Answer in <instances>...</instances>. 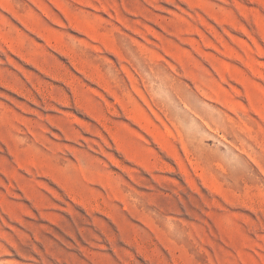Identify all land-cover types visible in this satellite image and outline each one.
Listing matches in <instances>:
<instances>
[{"label":"rangeland","instance_id":"374dc122","mask_svg":"<svg viewBox=\"0 0 264 264\" xmlns=\"http://www.w3.org/2000/svg\"><path fill=\"white\" fill-rule=\"evenodd\" d=\"M0 264H264V0H0Z\"/></svg>","mask_w":264,"mask_h":264}]
</instances>
